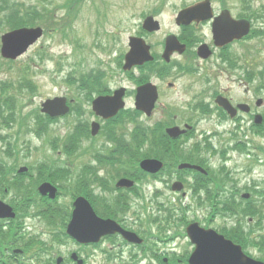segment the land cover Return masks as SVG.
I'll return each mask as SVG.
<instances>
[{"label":"rangeland","instance_id":"1","mask_svg":"<svg viewBox=\"0 0 264 264\" xmlns=\"http://www.w3.org/2000/svg\"><path fill=\"white\" fill-rule=\"evenodd\" d=\"M19 3L25 4L28 6L30 4H35L37 0H16ZM65 0H48L50 5H47L48 8H56L55 17L60 20H63V23H68L73 28V34L69 39L62 40L61 36L58 34V29L60 22H58V27L54 28L53 31H46V36L42 38L36 46L32 47L31 50L25 57L23 56L18 61L10 66L9 69L11 73H7L6 66L0 61V80H6L7 82H12V84H16L17 79H20L21 74L19 70L27 65L30 67L37 66V71L34 70L32 73V86L36 92L35 95H30V88H23L22 98L17 99L18 107L21 106L23 114H27V116L34 113L35 110L38 109L41 102L46 98H54V97H67L71 98L74 95L71 88L67 87L64 83V77L67 76L68 73L79 74L82 71L91 70L93 68H103L107 71L109 78L107 79L108 91H113L119 87H126L128 89L129 97L125 100V105L128 109H131L133 105V94L134 91V81H128L125 78V75H119L117 71V65L122 63L123 56L127 51V39L130 36H135L138 31H141V21L142 17L149 14L156 15L158 21L161 24V29L158 33L150 35V38L146 40L148 44L155 46L159 41L164 40L167 34H174L176 36H180L181 28H177L174 23V19L179 10L187 6H190L193 3H196L200 0H100L97 4H102L104 6V12L96 13L95 11V3L93 4L92 0L89 2H85L82 6L80 13L74 19L72 17V13L70 14L68 11H64L66 8L64 4ZM160 2V5L157 2ZM227 5L232 7L235 13H240L242 10L247 8V3L242 2L240 0H226ZM80 5V3H79ZM251 8L255 11L257 16H260L257 19H254L255 28H264V0H251ZM153 7L156 10L153 13ZM98 8H102L99 6ZM70 22H72L70 24ZM2 28H0V36L2 34ZM6 29V28H3ZM203 30V36L207 35V28L203 26L201 28ZM57 30V31H56ZM260 40H250L248 41L244 47H240V51L242 52L244 49L247 51L250 47H255L257 50L256 57L259 55L256 60L253 61V64L256 65V73H262L264 75V42H259ZM104 50V51H102ZM45 53L46 58L44 61L40 62L38 55ZM255 53V52H253ZM1 59V58H0ZM47 60H50L47 62ZM99 64V65H98ZM255 69V68H254ZM135 76H138L139 73H134ZM152 78V75H151ZM153 83L155 80H151ZM242 82L248 83V80L241 77ZM173 84V89L169 91L171 103L175 106H180L183 100L186 98L182 97L181 90L182 88H187L189 83L186 82V77L177 80L170 81ZM225 84V82H222ZM251 83V82H250ZM155 84V83H154ZM252 84L258 86V80L252 82ZM17 89V87H15ZM130 89V90H129ZM19 90L11 91L12 94H5L6 97L11 98L12 95H17ZM84 96V100H88L90 93L88 91L81 92ZM94 97V95H92ZM92 97V98H93ZM15 101V100H14ZM75 108H83L85 117L88 119L86 104L83 102L82 97H76V100L73 102ZM179 107V109H181ZM39 111V110H38ZM5 116H2V118ZM87 119L79 118V122H87ZM76 118L69 117L66 120L58 121L56 124L50 126V133L47 134L50 138H58L63 140L66 135L73 130L74 121ZM93 120L89 118L88 123ZM2 121V119H1ZM211 122L201 123V129H213L217 128V125H210ZM249 126V125H248ZM5 128V129H4ZM3 131H1V136L4 139H7V136L10 134L12 139H17V144L15 145L17 151L15 152V157L19 158L18 164L19 166H27L30 164H35L39 161L49 162L54 159L65 160L70 170L72 171H81L82 169H86L87 172H90L92 167L96 166L95 162L89 161L94 150H101L103 145H105L104 138L99 137L94 140H84L80 143L70 139L68 142L71 143L72 148L75 150L76 154L70 160H66L65 156L58 151L54 152L53 147H49L47 144L48 139H37L34 135L28 136L25 128L19 130L17 126H13L11 128H7L4 126ZM19 130V131H18ZM219 130V129H218ZM221 130V126H220ZM17 132L21 133L20 136L17 137ZM108 132V131H107ZM26 133V134H25ZM259 140V139H257ZM12 141V140H10ZM260 142H264L263 140H259ZM1 146V142H0ZM107 148V147H105ZM3 149H0L2 151ZM249 153V151H246ZM257 153L256 151L253 154ZM233 161L230 165L236 164L243 159H238V154H232ZM90 163V166L87 167ZM102 173V172H100ZM99 173V174H100ZM98 174V175H99ZM59 204L68 205L70 202L69 196L65 190L61 191V197L58 200ZM136 203V202H135ZM138 203L132 209V212L137 210L141 215L144 216L143 211L139 209ZM161 206L170 207L169 203H163L161 201ZM151 214V216L158 214V211L155 210V205L147 204V209L145 214ZM188 217L199 216L201 212H191L187 214ZM177 220V218L175 219ZM28 225H33V227L37 226V230H41L44 228L40 224H36V222H26ZM215 226H218V223H214ZM172 231H169L167 236L172 237L171 235L175 230H177L174 225L171 226ZM54 231H59L61 229L60 225L52 226ZM152 232H155L154 229L149 228ZM36 230V229H35ZM45 242L48 241V237H46ZM106 244L105 246H107ZM171 247L160 246L161 252H164L165 249L174 248L177 253H183L186 249V241L184 239H175L169 243ZM78 252L83 254V258H87L86 264H107L105 263V257L102 255H95V257H90L91 252L89 250H82L77 248L71 243H68L67 246L63 248H55V251L52 255H56L55 252H60L58 257L67 258V253L70 255L73 252ZM80 251V252H79ZM189 252V250H188ZM85 256V257H84ZM144 264V263H142ZM146 264H148L146 262Z\"/></svg>","mask_w":264,"mask_h":264},{"label":"flooded vegetation","instance_id":"2","mask_svg":"<svg viewBox=\"0 0 264 264\" xmlns=\"http://www.w3.org/2000/svg\"><path fill=\"white\" fill-rule=\"evenodd\" d=\"M158 41L154 47L153 61L154 79L158 90L157 105L161 106L158 109L156 108L158 122L164 119L169 124L176 123L179 119V122H184L187 125L198 124L201 119L202 121L221 125L223 129L221 137H227L229 140H234L235 132L233 128L235 125L242 123L254 125L257 116L261 120L260 126H264V85L256 86L241 81L240 53L235 48L239 46V42H232L230 45L216 49L212 40H201L198 44H206L211 49V56L206 61H200L196 54V46L193 47L195 42L193 40H179L186 45L184 52L181 55L171 56L169 61H164L160 52L164 49V40ZM251 70L253 71V69ZM183 77L188 78L190 84L189 87L181 90L182 97L188 98V100H183L182 103L184 105L188 103L187 108H190V112L178 114V116L171 114V117H168L166 108L161 104V101L168 103L171 100L168 92L173 89V84L170 81L182 79ZM254 77H256L255 72H250L252 81L255 80ZM222 82H225V84ZM194 84H198V86ZM193 89H196L197 94L192 97ZM218 97L227 101L231 106L232 118L230 113L225 112L222 107L216 105ZM242 105L245 107L243 111L240 109ZM196 106H198L197 111H200V118L192 116L191 112ZM165 130L166 128H164ZM252 133H255V131ZM203 137V133L194 130L188 132L185 139L182 137V140L172 141L166 137L164 132L160 133L159 138L155 139L153 154L154 159L163 165L159 178L166 180L170 176L172 181L180 183L183 189L188 186V182L193 186H210L209 173L205 179L201 180V184H198L199 178L187 175L184 171H178V163H195L204 166L207 171L212 170L209 167V161L213 156L209 157V153L206 152L208 144H206ZM192 141L195 142L196 147L200 146L201 149L193 150V146H190L189 143ZM185 146H189L191 150L183 153L181 149ZM227 162H230V160L223 159L222 164L217 165L216 169L226 167ZM226 185L239 186V184L233 182H228ZM204 194L209 195L211 193L205 192ZM221 195L227 197H211L210 199L217 198L216 203L222 199L226 200L225 198L231 201L230 193H222ZM254 225L257 226L256 223Z\"/></svg>","mask_w":264,"mask_h":264},{"label":"water","instance_id":"3","mask_svg":"<svg viewBox=\"0 0 264 264\" xmlns=\"http://www.w3.org/2000/svg\"><path fill=\"white\" fill-rule=\"evenodd\" d=\"M210 13L209 2L197 4L179 13L177 18L178 24L187 25L193 20H205ZM227 12L222 13V16L213 26V33L215 40H218L219 45H225L235 39H240L248 34L249 23L247 21L232 22L227 15ZM143 28L146 31H157L158 24L148 18L144 21ZM41 29H20L2 36L1 55L5 59L14 60L23 54L29 45L34 43L41 37ZM176 39L169 36L167 39V47L164 57L170 55L173 51L182 52L180 47L175 41ZM131 50L126 56V65L124 69H130L132 66L140 65L144 61H149L151 58L148 55V48L141 40L130 39ZM217 43V42H216ZM200 50V49H199ZM205 53L204 49L200 50V56ZM205 56V55H204ZM154 89L150 86H143L138 89L136 97V107L139 110L145 111L146 114L151 112L156 95ZM123 90L115 92L113 97H99L92 106L96 115L104 119L113 117L121 108ZM225 105V104H224ZM42 112L48 114L50 117H58L68 112L65 108V99H54L42 105ZM225 107H227L225 105ZM92 134L95 135L98 127L93 125ZM174 135L176 130L171 131ZM141 168L149 173L158 172L160 165L154 161H144L141 163ZM25 170H21L23 172ZM131 186L126 180L118 182L117 187ZM39 191L42 195L49 193V197H55V189L51 188L49 184H43ZM72 219L67 227V235L80 244L97 243L101 237L121 233L122 236L129 242L140 243V240L129 233L123 232L116 224L111 221H103L97 219L89 204L83 199L78 198L74 202ZM11 209L0 202V218H13ZM187 235L189 236L192 244L195 245V250L190 255L189 264H262L254 260H250L243 253L241 248L233 245L230 241L225 240L223 237L216 235L213 231H205L198 227V225H190L187 228ZM76 261V255L72 256ZM59 259L57 262H60ZM78 264H82L81 261Z\"/></svg>","mask_w":264,"mask_h":264},{"label":"trees","instance_id":"4","mask_svg":"<svg viewBox=\"0 0 264 264\" xmlns=\"http://www.w3.org/2000/svg\"><path fill=\"white\" fill-rule=\"evenodd\" d=\"M17 7V10L12 11L10 13L9 11V6L8 4L6 6H2L1 10H0V28H2L1 30H4L3 28H7V29H15L18 27H24V26H29L30 24H34L37 21H39V17L40 16L37 12L33 13V18L27 17V13H23L20 12V10L18 9V5L15 4ZM257 32H253L250 36H253L254 34H256ZM259 36H264V31L260 32ZM95 71H99V70H95ZM94 70L90 71V73H84L81 72L80 75V79L82 80V85H87L91 84L94 80H97L100 76H102L101 72H95ZM87 77L91 78V80H89ZM87 78V79H86ZM67 83L68 84H74L75 83V74L71 73L67 76ZM19 84H23V88L25 87H29L31 86V82L29 79H27V77L21 76L17 85ZM14 85L16 84H12V82H7L6 80L0 81V99H7V97L5 96V90L7 88H9V90H19L18 88L16 89L14 87ZM32 90V89H31ZM10 100H12L13 102L10 103V106H7V111L12 112V120L11 121H15V113L18 109V105H17V100L15 98V96H13L12 98H9ZM15 100V101H14ZM1 102V101H0ZM121 114L115 119L117 120L118 118H120ZM11 119V118H10ZM113 132V129H110V134L108 133V135L111 136ZM123 145V144H122ZM120 144V146H122ZM66 146H69V142L66 143ZM68 148V147H65ZM105 157V163L107 165H121L123 166H130L135 163L137 156L134 155V153L130 152L129 150H123L120 149L119 151H111L109 152ZM92 159L96 160V156L91 157ZM3 163V162H2ZM52 166H54L56 163L52 162L51 163ZM57 168L54 167H50V165L44 164L40 170V177L43 176H49L51 178V180L55 181L54 179L57 178L58 173H57ZM115 174H122V173H128V171L126 170H118L114 172ZM10 171L9 169L6 168V166L4 168L0 167V188L1 186H3L4 184H8L10 183V178L9 175ZM41 179V178H40ZM66 179V174L64 172V178ZM80 183H84L83 181V177L82 179H80ZM82 188V187H80ZM77 191V190H76ZM81 194H87L89 195V193L87 192L86 189H83L81 191ZM28 199H31L28 196ZM102 211L104 210L105 212L110 211L111 214H113L115 216V214L117 212H115V208L114 207H105L104 205L101 206ZM61 211V210H60ZM246 213L248 211H245ZM49 216L50 218H48V213H47V222H55L54 220L57 219V217H59V215H55V213H53L51 210L49 211ZM18 234L16 232V228L12 225L8 226L6 230H3L2 226L0 227V264H5L3 261V258H5V252L4 249L6 248V246L8 247L10 243H12V239L14 237H16ZM23 247L27 248V250L31 251V255H32V259L34 260V262L36 261L37 263L41 264L40 260L42 258L41 253H43L44 251H42L41 249H37L35 250V247H37V243H33V241H29V242H25L23 243ZM51 261L48 260L46 263L47 264H51ZM173 264H178V262L176 260H174Z\"/></svg>","mask_w":264,"mask_h":264}]
</instances>
